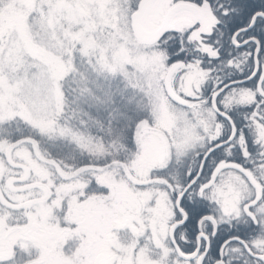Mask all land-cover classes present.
I'll return each mask as SVG.
<instances>
[{
    "label": "snow or ice",
    "instance_id": "1",
    "mask_svg": "<svg viewBox=\"0 0 264 264\" xmlns=\"http://www.w3.org/2000/svg\"><path fill=\"white\" fill-rule=\"evenodd\" d=\"M0 264H264V0H0Z\"/></svg>",
    "mask_w": 264,
    "mask_h": 264
}]
</instances>
